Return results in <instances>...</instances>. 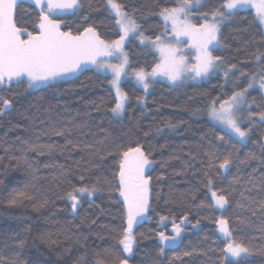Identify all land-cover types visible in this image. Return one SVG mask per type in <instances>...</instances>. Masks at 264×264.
<instances>
[{
  "label": "trees",
  "instance_id": "16d2710c",
  "mask_svg": "<svg viewBox=\"0 0 264 264\" xmlns=\"http://www.w3.org/2000/svg\"><path fill=\"white\" fill-rule=\"evenodd\" d=\"M201 1L192 10L196 24L205 21V14L211 20L224 2ZM118 3L142 33L157 38L170 32L159 13L177 7L178 0ZM80 4L78 11L59 17L64 31L76 34L92 27L102 40L120 39L107 0ZM16 18L18 26L38 31V8L32 2L19 1ZM220 43L214 56L221 61L202 82L173 86L160 81L146 96L135 82L126 81L123 118L111 111L117 102L111 76L93 68L36 89L26 81L0 86V97L11 101L7 109L0 104V264H118L122 259L129 264H230L227 241L218 233L221 215L234 240L249 249L242 264H264V121L247 115L264 111V92L258 87L264 25L252 9L240 10L222 24ZM126 51L131 69L150 70L159 63L158 54L136 36ZM253 75L256 84L247 92L251 107L239 112L242 127L250 130L245 143L210 119L208 106L246 88ZM137 144L154 163L148 172L149 219L133 227L129 256L119 243L127 218L114 173L119 153ZM225 159L230 164L221 168ZM81 188L91 194L79 193ZM211 191L226 197L222 213ZM21 192L24 197L10 205ZM69 194L79 201L75 211ZM161 217H187L199 227L190 226L178 246L161 253L158 233H170Z\"/></svg>",
  "mask_w": 264,
  "mask_h": 264
},
{
  "label": "snow or ice",
  "instance_id": "6c2138e0",
  "mask_svg": "<svg viewBox=\"0 0 264 264\" xmlns=\"http://www.w3.org/2000/svg\"><path fill=\"white\" fill-rule=\"evenodd\" d=\"M32 3L38 8L39 22L36 25L38 31L35 34L25 27L18 26L16 18L18 0H0V86H10L13 82L26 81L29 89L39 88L47 86L49 82L83 71L87 65L91 64L100 69L111 70V84L115 87L117 97V102L111 111L116 116L123 115L128 99L127 94L120 88L121 77L125 74L128 63L127 55L122 51L123 43L130 34H135L141 43L147 41L153 46H156V41L160 38L157 37L156 41H152L151 38L144 37L139 31L140 25L122 10V5L118 3V0H107L110 10L115 14V23L122 33L120 39L111 42L102 40L92 27L85 28L76 34L61 29L62 21L55 17L67 12L78 11L82 7L79 0H32ZM194 3L200 5L201 0H194ZM192 7L193 0H178L177 7L164 8L159 14L163 17L166 28L170 22L172 31L177 37L190 38L197 50L196 63L189 66L186 63L187 58L184 55H178L177 47L161 43L158 48L162 58L161 63L156 64L150 73L142 69L135 73L137 80L145 90L150 86L148 82L150 76L163 75L176 82L181 80L185 71L190 70L197 77H206L217 66V62L221 61V57L213 56L210 50L219 43L220 23L238 14L240 10L254 9V19L260 25H264V0H224L220 7L211 13L212 22H208V14H205V22L199 27L188 23ZM112 56H116L120 63L110 64L101 60L102 57ZM231 67L235 68L236 65ZM225 75L227 76V72ZM256 80L257 77L253 75L246 88L234 92L219 104L216 99H213L208 106L210 119L224 125L241 142L247 138L250 130L241 127L239 111L245 105L251 107L247 102L246 93L255 86ZM258 87L264 90V72L259 76ZM0 104L3 105V109H7L11 101L0 97ZM247 115L249 118L259 116L260 120L264 121V111L259 113L249 111ZM169 126L175 127L171 122ZM56 135H63V133L57 132ZM149 156L150 153H146L142 145L129 146L119 153L118 166L114 173L117 190L123 198L127 218L123 238L119 240V243L123 246L122 251L129 254L132 253L135 242L132 234L133 225L139 222L138 218H145L149 210L151 176L146 175V171L154 163ZM229 164L230 160L225 159L220 167L227 168ZM210 184L211 181H209ZM77 191L81 194H91L87 188ZM24 195L22 192L14 195L9 200V204L16 205L18 199ZM212 196L218 208L222 209L228 203L225 196H218L214 191ZM26 198L31 199V197ZM69 198L73 201L72 208L75 210L79 203L77 196L69 194ZM46 204V200L42 201L40 207ZM166 219L167 217H161V223ZM184 219L186 220L187 217ZM218 223L220 232L230 240L225 249L226 258L230 255L234 258L230 264H242V261L247 258L249 249L242 243L231 239L227 220L220 219ZM173 231L174 236L165 235L164 231L158 233L159 240L164 245L160 248L161 253L164 252L165 247L175 246L182 229L173 222ZM189 254L185 253V255ZM118 264H128V262L122 259Z\"/></svg>",
  "mask_w": 264,
  "mask_h": 264
},
{
  "label": "rangeland",
  "instance_id": "374dc122",
  "mask_svg": "<svg viewBox=\"0 0 264 264\" xmlns=\"http://www.w3.org/2000/svg\"><path fill=\"white\" fill-rule=\"evenodd\" d=\"M19 1H22V0H18V2ZM26 1H30V2H32V0H26ZM79 2H80V0H79ZM201 4H202V1H201ZM197 6H199V5H196L195 3H193V7H192V9H191V12H190V15H189V17H188V23H190V24H192V25H195L196 27H199L200 25H202V24H196L195 22H194V14H193V12H192V10L195 8V7H197ZM123 10V9H122ZM243 10H245V9H243ZM253 11H254V9H252ZM124 11V10H123ZM75 11H73V12H67V13H64V14H61V15H59V16H57V17H55V18H57V19H59V17L60 16H63V15H67V14H72V13H74ZM113 14H114V12H113ZM130 16V15H129ZM162 17V16H161ZM231 18V17H230ZM230 18H228V19H225L222 23H220V30H221V26H222V24L223 23H225L226 21H228ZM162 19H163V17H162ZM182 19H183V17H182ZM218 19V18H217ZM60 20V19H59ZM163 21H164V19H163ZM165 22V21H164ZM208 22H212V17H211V20H208ZM168 27H169V30H170V32L169 33H166L165 35H163V36H160L159 38V41H156V38H151V40L152 41H156V46H153L152 44H149L147 41H145L144 43H141V41H140V39H139V41H140V43L143 45V46H147V47H149V48H151L153 51H155L157 54H158V56H159V63H161V60H162V58H161V54H160V52H159V50H158V48H159V45L161 44V43H163V44H171V45H173V46H175V47H177L178 49H179V52H178V55H184L187 59H186V63L189 65V66H191L192 64H194V63H196V53H197V50H196V48L192 45V42H191V40H190V38L189 37H187V36H179V37H177L176 35H175V33L172 31V28H171V24H170V22L168 23V25H167ZM61 29H62V24H61ZM63 30V29H62ZM64 31V30H63ZM139 31L141 32V30H140V28H139ZM142 33V32H141ZM143 34V36L144 37H147V38H150V37H148V36H146L144 33H142ZM133 36H136L135 34H130L129 35V37L124 41V43H123V53L124 54H126L127 55V51H126V46H127V43H128V41H129V39L131 38V37H133ZM218 39H219V43L215 46V47H211L210 48V50H211V52H212V55L214 56V50L217 48V47H219L220 46V31H219V34H218ZM101 60L102 61H104L105 63H110V64H118V63H120V60L116 57V56H112V57H107V58H101ZM127 60H128V63H127V66H126V68H125V74L124 75H122V77H121V81H120V88H121V90L123 91V92H125L126 93V91L124 90V88H123V84L126 82V81H128V80H131V81H133V82H135L144 92H145V95L147 96V95H149L151 92H153L154 90H155V88H156V85H157V83L158 82H160V81H162V82H165V83H168V84H170V85H173V86H177V85H186V84H191V83H198V82H202L203 80H206V79H208L209 78V76L217 69V66L216 67H214V69L206 76V77H197V76H195V73L194 72H191L190 70L189 71H185V73L183 74V77L181 78V80H179V81H176V82H173L172 80H170L168 77H166V76H163V75H157V76H155V77H148V82H149V84H150V86H149V88L147 89V90H145L144 89V87H143V85L137 80V78H136V75H135V73L136 72H138V71H140L141 69H131V67H130V61H129V58H128V55H127ZM217 64H218V62H217ZM86 68H93V69H96L97 71H99V72H101V73H103V74H106V75H109V76H111V79H112V72H111V70L110 69H100V68H97L95 65H91V64H89V65H87L84 69H86ZM155 68V67H154ZM153 69V68H152ZM152 69H150V70H148V69H142L144 72H146V73H150L151 71H152ZM81 71H79V72H77V73H75V74H72V75H69V76H67V77H65V78H63V79H60V80H57V81H54V82H49V84L48 85H50V84H53V83H56V82H59V81H63V80H68V79H71V78H74L75 76H77L79 73H80ZM113 86V85H112ZM41 87H43V86H41ZM40 88V87H39ZM113 88H114V91H115V87L113 86ZM34 89H36V88H34ZM262 90V89H261ZM263 92H264V90H262ZM116 93V92H115ZM127 94V93H126ZM146 96L142 99V104H144L145 103V101H146ZM127 97H128V94H127ZM129 99V98H128ZM128 99H127V101H126V103H125V110H124V112H123V115H121V116H116L115 114H114V116L115 117H117V118H123L124 117V115H125V111H126V107H127V104H128ZM246 99H247V93H246ZM222 102V101H221ZM219 104V103H218ZM241 110V109H240ZM240 112V111H239ZM217 125H219L220 127H222L223 129H225L226 131H228L229 133H231L230 131H229V129H227L224 125H222V124H220V123H218V122H216V121H214ZM241 123V122H240ZM241 127H242V125H241ZM243 128V127H242ZM244 129V128H243ZM232 134V133H231ZM235 136V135H234ZM236 137V136H235ZM237 138V137H236ZM238 139V138H237ZM249 141V134H248V136H247V138L243 141V142H248ZM150 159V158H149ZM151 160V159H150ZM152 166H153V164L150 166V169L152 168ZM149 169V170H150ZM149 170L148 171H146V175H148V172H149ZM150 188H151V185H150ZM213 191H211V193H212ZM215 192V191H214ZM217 194V193H216ZM218 195V194H217ZM219 196V195H218ZM213 199H214V202H215V198L213 197ZM216 206V205H215ZM227 204L224 206V208H218V207H216V209L219 211V212H223V211H225L226 210V208H227ZM76 209H77V207H76ZM75 209V210H76ZM149 209H150V193H149ZM74 210V211H75ZM149 219V210H148V212L145 214V218H138V223H135L134 225H133V227L134 226H136L137 224H139V223H141V222H143V221H146V220H148ZM220 219H225L226 220V218H224L222 215L221 216H219V219H218V221L220 220ZM173 222L175 223V224H177V225H179L180 227H181V229H182V232L180 233V236H179V238L177 239V242H176V244H175V246H169V247H165V249H167V248H172V247H176V246H178L180 243H181V241L183 240V238H184V236L186 235V233L187 232H189L190 231V226H192L194 229H197L198 227H199V224H193L192 225V223H190V221L188 220V218L185 220V219H182L181 221H177V220H175V219H166L164 222H163V224L165 225V224H169V230H170V233H168L167 231H164V233H165V235H168V236H174L175 235V233H174V231H173ZM228 222V221H227ZM228 227H229V229H230V226H229V223H228ZM220 226H219V223H218V233H219V235L224 239V240H226L227 241V243L228 242H230V240H229V238H227V237H225L224 236V234L222 233V232H220ZM230 232H231V239L232 240H234V238H233V234H232V231H231V229H230ZM161 242V241H160ZM161 244L163 245V242H161ZM164 246V245H163ZM132 253H133V251H132ZM132 253L131 254H129V253H127L129 256H131L132 255ZM251 254H250V252L247 254V257L248 256H250ZM227 259H234V258H232L230 255H227ZM128 262V261H127ZM128 264H129V262H128Z\"/></svg>",
  "mask_w": 264,
  "mask_h": 264
}]
</instances>
